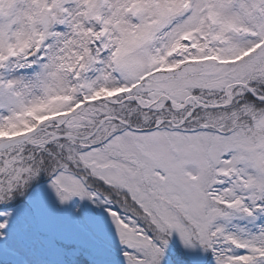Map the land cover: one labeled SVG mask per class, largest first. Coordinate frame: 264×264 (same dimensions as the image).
Listing matches in <instances>:
<instances>
[{
  "label": "snow or ice",
  "instance_id": "1",
  "mask_svg": "<svg viewBox=\"0 0 264 264\" xmlns=\"http://www.w3.org/2000/svg\"><path fill=\"white\" fill-rule=\"evenodd\" d=\"M0 264H264V0H0Z\"/></svg>",
  "mask_w": 264,
  "mask_h": 264
}]
</instances>
